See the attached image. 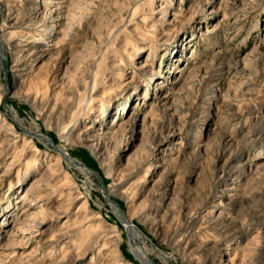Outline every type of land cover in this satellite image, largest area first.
Returning a JSON list of instances; mask_svg holds the SVG:
<instances>
[{"label":"rangeland","instance_id":"rangeland-1","mask_svg":"<svg viewBox=\"0 0 264 264\" xmlns=\"http://www.w3.org/2000/svg\"><path fill=\"white\" fill-rule=\"evenodd\" d=\"M125 1L66 0L65 4L70 9L64 16L69 19L75 17L71 21L76 26L75 30H80L74 32L73 39L67 44L69 49L66 51L71 59L64 61L60 59V53H56L47 61L46 58L39 60L27 75L21 92L18 86L21 78L17 76L20 72L16 71V64L22 54L13 52L3 40L1 27L4 12L0 1V134L9 131L15 139L27 136L29 157L24 164L28 160L33 162V153L40 159L45 158V164L55 163L64 146L73 159V162H69L64 156L62 162L53 165L59 170H55L54 174L53 170V176L43 179L31 194L37 204L33 202L30 205V198L21 199L25 189L41 175L40 170L34 167L28 170L26 180L22 183L16 182L15 170L14 185L10 188L12 176L0 186V244L8 248L0 252V264H54L70 250L78 252L83 244H88L87 240L99 226L88 229L87 219H82L84 224L80 227L78 222L67 227L63 224L66 218L64 214L57 218L56 213L61 210L57 206L58 201L72 184L65 177L67 173L80 191L79 197L72 203V211H76L87 200L81 212L96 215L108 225L103 238L101 233L96 238L98 241L91 242V250L81 264H90L93 253H97L94 264H100L102 248L104 252H110L111 240L117 233L122 235L120 251L124 259L132 264H144L131 250L129 233L121 219L125 215L145 234V240H141L140 244L153 264H200L202 260H207L208 264H216L210 261L224 259L225 262L229 257H234L237 251L235 263L241 259L240 252L245 241L239 245L237 239H231L228 242L231 243L230 249L229 246H224L220 250H212L210 245L240 229L239 224L246 220L250 203L242 206L239 201L233 202L231 211H224L220 218H216V214L207 222L203 215L206 207L212 204V197L209 196L206 200L202 188L205 186L207 189L212 184L213 164L221 149L218 145L222 135L242 139L247 134H253L254 136H250L252 139L248 136L241 141L240 148L251 157H256L260 151L264 155V125L251 128L256 119H259L258 116L264 117V107L260 113L249 110V106L264 101V0H154L156 11L162 4L171 3V8L167 11L168 14H175L176 22L174 24L167 21L160 25L157 30L159 40L153 43L142 36L137 38L131 34L129 28L138 24L137 18L132 20L133 25L124 27L119 7ZM149 1L140 0L143 3L139 11L140 17L150 15ZM186 7L188 12L182 10L186 15L178 10ZM100 11L104 17L117 14L113 24L121 35H127L133 40L128 54L136 49L135 44L145 46L135 55L134 62L129 61L118 48L116 52V44L110 43L115 33H110L112 28L108 29L102 23V53L108 50L111 58L117 61L124 57L123 63H127L126 75L122 85L110 87L107 82H102L104 104L96 100L94 110L88 113V100L72 129V140L64 141L55 128L57 124H60L59 128L64 126L66 120H62L57 114L52 116L49 111L43 114L41 106L34 107L31 101L23 99L22 94L29 88L33 89L36 84L40 85L46 77L50 88H43L39 91L40 95L45 97L52 89L55 97H65L64 92L71 84V81H67L75 75L82 63L81 58L90 57L88 52L100 45L94 34L98 26L95 17ZM155 14L158 16L159 12ZM64 20L66 17L61 22ZM151 22L143 26L148 35L155 31ZM55 30L59 31L60 28L56 26ZM55 67L60 68L59 71L48 73L50 75L47 77V72ZM151 68L155 70L153 76L150 75ZM65 69L68 72L66 77L63 76ZM33 91L35 94L38 92L36 88ZM169 93L172 94L169 102L162 104L160 99ZM152 105L155 109L149 113ZM104 108L105 112H102ZM145 114L147 116L144 119ZM122 120H128L125 127H116ZM112 124L116 130L100 141L101 157L99 152L93 151L92 144L96 141L87 140L83 136L84 129L91 125L92 130L105 133V129ZM198 135L199 138L196 137ZM196 143H199L200 150L194 153ZM36 147L39 148L38 152H34ZM257 160L258 158H254L248 162L250 170L255 167ZM166 167L174 172L163 179L161 189L155 190L153 185ZM122 176L125 180L123 186L116 190L113 183L117 177ZM143 176L144 182L138 183L136 187L131 186ZM228 177L230 175H224L222 181ZM242 178L238 179L239 183L243 182ZM215 184L209 185L208 191L211 194L223 187V182ZM248 184L251 185L250 189L264 185V176H256ZM127 187L130 189L124 197L121 192ZM163 190L168 196L174 197L177 194L176 204L169 207L167 198L156 212L155 207L160 203L159 197ZM229 201L226 198L223 202L227 204ZM63 203L67 204L68 201ZM44 205L46 210L41 211ZM232 217L239 221L237 225L229 224ZM72 227L73 231L62 238L63 231ZM10 232L17 233L18 237L14 242L7 240ZM233 235L240 234L237 232ZM194 239H198L196 245H190L185 250L186 242ZM206 242H210L205 246L206 250L199 249L198 252L197 244ZM262 242L256 255L264 261V241ZM108 244L109 246L104 247ZM97 247H100V252ZM236 247H239L238 250L234 249ZM253 264L262 263L256 259Z\"/></svg>","mask_w":264,"mask_h":264},{"label":"bare ground","instance_id":"bare-ground-1","mask_svg":"<svg viewBox=\"0 0 264 264\" xmlns=\"http://www.w3.org/2000/svg\"><path fill=\"white\" fill-rule=\"evenodd\" d=\"M0 1H1V5L3 6V12H4V16H3L4 23L1 27L3 30V38H4L3 40L10 46L13 52L16 51V53L22 54L21 58L18 59V63L16 62L17 63L16 66L18 67L16 71L20 72L17 74V76L21 78L18 84L19 91L21 92L22 87H24V83L26 81L27 75L34 69L35 63H37L39 60L41 61L46 58L45 60L47 61L49 58H51L56 53L58 54L60 53L59 54L61 56L60 59H63L64 61H67V59H71L70 58L71 55L67 54V51H66L69 49L67 47V44L69 45L71 39H73L74 32L76 33V32H79L80 30L79 29L75 30L76 26L74 27V23L73 21H71L72 19L74 20L75 17H72L69 19L67 16H64V13L68 9H70L68 8L67 4H65L66 0H58V1H55V0H26V1L24 0H0ZM28 2H31V4H29ZM153 2L154 0H150L148 2L150 3V7H151L148 13L150 14L149 16H147L146 14L145 16L140 17L139 11L143 7V3H141L140 0H126L125 4L119 7V14L121 16L122 23L125 24L124 27L126 28V27H130L131 25H133L131 23L132 20H135L134 18H137L136 23L138 24L129 28L131 34L133 36H136L137 38L142 36V38L149 39L150 43H153L154 41L159 40L157 30L160 25H164L167 21H170V23H174V24L176 22V18L174 17L175 14L173 13L168 14V11H167L168 9L171 8L170 2H169L170 3L169 5L162 4V6L158 9V11H156V8H154ZM178 10H180V13H183L185 15L186 13L184 11L188 12L187 7L185 9L180 8ZM156 12H159L158 16L155 14ZM104 16H102V11H100L98 16L95 17L97 18L98 26L94 34L97 39V44L99 42L100 45L98 46L97 49L94 47L95 49H92L90 52H88L90 57H88L87 59H84V57L81 58L82 63L80 64L79 68L76 69L75 75L73 77L72 76L69 77L70 80L68 79L67 81V82L71 81V84L68 86L67 91L65 90L64 92L65 95L62 94L65 96L64 98H59L58 95L55 97V94H52V89L48 93H46L47 95H45V97L44 95H40L41 93H39V91H41L43 88H50V84H48V78H46L45 76H44L45 81L41 82L40 85L36 84L34 86V88H36L38 91L37 94H35L36 92L33 91L34 88L33 89L29 88L26 92L22 94L23 99L26 101H31L34 107L41 106V112L43 114L49 111L52 116L54 114H57L58 117H61L62 120L63 119L66 120V124L64 126H61V128H59L60 124H57L55 128L56 131L58 132V135L64 141L72 140L71 139L73 135L72 129L77 124L78 117L86 108L88 100H90L89 102L90 104L87 105L88 113L94 110L96 100H100L101 104H104V100L102 99V96L104 94V91H102V82L103 83L107 82L110 85V87L116 86L119 84L122 85L125 75H126V70H127V67H126L127 63H123L125 62L124 57L128 58L129 61L134 62L135 55L145 46V45L136 46V44L135 45L133 44L136 47V49L133 52L128 54L127 52L130 51L131 49L130 47H132L129 45H132L133 40H131V38L129 39L127 35H121V33L118 32L119 29L115 26V24H113L114 19L117 18V14H111V15L109 14V15H106V17ZM63 17H66V20L61 22ZM150 22H151V27L155 31L153 34L148 35V33L145 32L146 29L144 30L143 26L149 25ZM102 23H104L105 27H107L108 29L112 28L110 33H113V34L115 33L113 40L110 41V43L113 42L114 44H116L117 47H115V50L116 48H118L119 49L118 51H122L123 53H125L123 55L124 57L122 56L123 58H121L119 61L115 60L114 58L112 59L111 55H109L108 50H105L102 53V41H104V38H103L104 33L102 32ZM56 26L60 28L59 31L57 30L54 31V28ZM60 33H61V37H59ZM131 34L129 36H131ZM107 39H109V37ZM23 56H24V59H23ZM68 61L70 62V60ZM59 69L60 68L55 67L53 70L48 71L47 77L50 75V74L48 75V73L59 71ZM67 73H68L67 69H65V71L63 72V76L66 77ZM154 74H155V70L154 68H151L150 75L153 76ZM67 82L65 81V83ZM136 84H137L136 87H138V83ZM147 94L148 92L146 91L145 95ZM171 96H172L171 93L165 94L164 96H162V98L160 99L161 103L167 104ZM0 100H1V95H0ZM156 105L158 104L156 103ZM263 107H264V101H261L257 103L256 105L249 106V110L250 111L254 110L260 113V110ZM153 108L154 106L152 105L149 113L152 112L151 110ZM102 112H105V108L102 110ZM133 113L135 114V112ZM202 113H204V111H202ZM146 116L147 114L144 115V119L146 118ZM49 118H51V116ZM258 118L259 119H256V122H254L255 124L251 128L256 129V127L264 125V117L262 118L261 116H258ZM93 120L95 121V119ZM123 121L124 120L119 122V124L117 123L116 127H122V128L125 127L128 120L125 122ZM116 127L115 125L112 124L111 126H108L105 129L106 130L105 133H103V132H97V131L92 130L93 129L92 126L88 125L84 129L83 136H85L87 140L96 141L92 144L93 151L95 153L99 152L100 156L102 157V143L100 141L102 137H107L108 135L112 134L116 130ZM199 135L196 137L199 138L200 137ZM248 136L250 137L254 135L247 134L243 136L242 139H236L232 135L230 136L222 135L219 145H218L221 149L217 152V155L215 156L211 181H212V184L216 183L215 185H217V183L219 182H223V185H222L223 187L220 191L215 192L213 194H211L208 191L209 185H212V184H209L207 189L205 186H203L202 188V190L204 191V196L206 200L207 198L209 199V196L210 198L212 197V200H211L212 204L206 207V213L203 215L204 216L203 218L205 219V221L212 220L213 216L214 215L216 216V214H218L216 218L218 217L220 218L221 216H223L224 211H227V210L231 211L232 210L231 207L234 206L233 202L239 201V203L242 206L245 203H250V206H249L250 208L247 211L248 212L247 215L243 214L246 216V220L241 222V224H239L240 229H238V231H232L233 232L232 234L229 233L225 235L222 239L216 240L213 242L212 245H210L212 250L213 249L220 250L224 246H227V247L229 246V249H230L231 243H228V242L231 241V239L232 240L237 239L238 244L240 242L243 243L245 241L242 246L241 252H240L241 259L239 260L238 263H235V258H237L236 256H238L237 254L238 251H237V253L235 254L236 256L234 255V257H229L225 262H224V259L217 261V262L215 259H212L210 261L212 263L215 262L216 264H249L252 262L253 264L254 260L257 259L258 262L264 264V261H261V257H257L256 255V253L257 254L259 253L260 246L263 243L262 241H264V185L257 186L256 188L251 187L250 189L249 188L250 184H248L249 181L251 179H254L256 176H264V155H263V152L260 151L256 157L254 156L251 157L250 155L246 153L245 150L240 148L241 141L247 138ZM19 137L20 138L15 139L14 136H12L11 132L9 131H5L2 134H0V186L4 183V181L7 178L9 177L11 178L13 176V173L15 172V170H17V177H16L17 181L16 182L22 183V181L26 180L28 170L34 167L36 170H40L41 175L39 178L34 179L31 182V184L25 189V191L21 195V199L24 200L26 198H30L31 201L28 200L30 205L33 204V202L37 204V201L33 199L31 194L34 192V190L38 188L39 183L43 179L45 180L46 178L48 179L49 177L53 176L55 170L56 171L59 170V169H56L57 167L55 168L53 165H58L59 162H62V159L64 156L69 162H73V159L71 158L70 153L67 151L66 147L64 146V147H61L59 151V156L57 157L55 163L45 164L44 162L45 158L40 159L38 158L36 154L33 153L32 154V160L34 159L33 162L28 160L26 161L27 163L24 164L25 159L29 157L27 156L29 153L27 152L29 141H28L27 136L25 135L19 136ZM195 146L196 148L194 150V153H197V151L199 152L200 150L199 149L200 145L199 143H196ZM38 149L39 148L36 147L34 152H38L39 151ZM254 158H258V160L257 162H255L256 164L255 167L250 170L247 164H249L248 162ZM3 165L5 166L4 168H3ZM241 169H243L242 172L240 171ZM52 171H53V174H52ZM173 172L174 170H171L168 167H166L164 169V173L162 174L163 176L161 175L157 179V181H155L153 185L155 190L161 189L160 186H163L164 184L163 179H166ZM226 174H228V176L230 175V177H228L225 181H222L223 176ZM145 176H143L141 179L135 180L134 183L131 184V186L133 185L135 186V185H138V183L144 182ZM65 177L66 179H69L70 183L72 184H70L69 191L65 192L63 194L64 196L60 198V200L58 201L57 206L59 208L61 207V210L57 211L58 212L56 213L57 218H60L62 214H64L66 218L63 224L64 226H67V227L77 222H78L77 224L80 227L81 225L84 224L83 222L85 219H87V222L89 223L88 229H91L95 226H99V227L95 229L96 230L95 233H94L95 230L93 231L94 233L93 235L90 234L92 236L89 239L87 238L88 239L87 245L83 244V247L79 251L77 250L78 252H73V250H70L67 254L63 255V257L58 262L54 264H81L82 259L88 256L91 250V246H92L91 242L97 240L96 238L101 233H102V238H103V235H105V233L107 232L108 225L104 220H102V218L98 216L96 217V215H89L86 213L83 214L81 212L87 200H85L82 204H80L76 211L74 212L72 211V203L76 198L79 197L80 191L77 188V186H75L76 183H74V180L72 179L70 175H68V173L66 174ZM240 177H243L242 183L238 182V179ZM13 178L14 176L10 179V188L14 185ZM124 181L125 180L123 179V176L119 178L117 177L114 181L115 183H113V187L117 188L116 190L121 189ZM129 189L130 187H127V189L121 192V195L124 197L127 196ZM176 196L177 194L174 197L168 196L165 194V191L163 190V192L160 194V197H159L160 203L157 205V207H155V211L157 212L159 210L160 204L163 202V200L167 198L169 199V202H168L169 207H171L172 205L174 206L176 204L175 202ZM226 198L230 199L229 201L230 203L224 204L223 201ZM66 200L68 201V203L64 204L63 202ZM44 206L45 207L41 211H44V209L46 208V205ZM125 216L121 217V219L124 221L126 229L129 233V242H130L131 250L142 263L153 264L152 260L149 258L148 254L145 252L142 245L140 244L141 240H145V237H144L145 234L142 231H139L137 227L130 222L129 218ZM172 217H173L172 219H174V213L172 214ZM220 220H223V218H221ZM238 222L239 221H237V219L232 217L230 219L229 224L237 225ZM71 230L73 231V227L72 229L71 228L65 229L61 237L65 238L68 232H70ZM237 232L240 235L238 236L233 235V234H237ZM16 236H17V233L10 232V235H8L7 237L8 242H14L17 239ZM204 241H207V239ZM121 242H122V235L120 233L115 234L114 238L111 240V243H110V247H112L110 252H104L105 250H103L102 248V257L100 256L102 258V261L100 264H132L130 261H127L124 259L120 251ZM197 242H198V239L187 241L185 250L190 245H193V244L196 245ZM209 243L210 242H206L204 244H199V245L197 244L196 247L198 248V252H199V249L200 251L206 250L205 246H208ZM106 246H109V244L105 245L104 247ZM238 248L239 247H236L234 249L238 250ZM7 249L8 248L6 247V245L0 244V252L6 251ZM99 252H100V249H99ZM96 254L93 253L90 264L95 263ZM99 254L100 253H98V255ZM200 264H208V263H207V260L205 261L202 260V263L200 262Z\"/></svg>","mask_w":264,"mask_h":264}]
</instances>
